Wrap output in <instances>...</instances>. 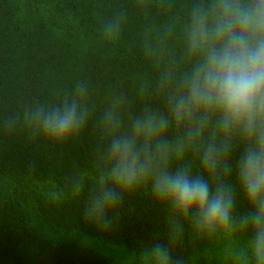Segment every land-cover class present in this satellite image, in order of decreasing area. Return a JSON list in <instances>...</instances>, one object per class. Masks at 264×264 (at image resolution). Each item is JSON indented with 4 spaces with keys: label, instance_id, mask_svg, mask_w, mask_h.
Instances as JSON below:
<instances>
[{
    "label": "trees",
    "instance_id": "16d2710c",
    "mask_svg": "<svg viewBox=\"0 0 264 264\" xmlns=\"http://www.w3.org/2000/svg\"><path fill=\"white\" fill-rule=\"evenodd\" d=\"M200 0H0V264H135L156 243L171 264H237L232 252L249 233L209 235L156 199L146 182L124 193L102 230L85 207L107 165L113 136L107 116L130 131L145 112L168 118L151 141L156 169L189 167L215 186L204 148L215 116L201 131L177 121L170 100L182 90L194 58L185 28ZM76 99L85 113L72 137L54 140L36 125L38 109ZM235 166L245 142L233 137ZM83 189L77 193L78 184ZM251 211L236 190L237 217Z\"/></svg>",
    "mask_w": 264,
    "mask_h": 264
},
{
    "label": "clouds",
    "instance_id": "9594fccd",
    "mask_svg": "<svg viewBox=\"0 0 264 264\" xmlns=\"http://www.w3.org/2000/svg\"><path fill=\"white\" fill-rule=\"evenodd\" d=\"M186 51L194 58L182 90L170 100V110L179 121L196 120L203 131L215 116L216 135L202 152V167L211 176L221 171L234 176L235 185L218 180L213 186L189 167L169 171L156 169L151 141L163 135L167 117L145 112L119 134L120 121L107 116L113 130L107 148V165L97 176L95 192L85 213L102 230L111 227L109 213L121 203L124 193L151 183L154 197L172 211L191 219L197 230L209 234L249 233L233 250L237 264H264V0H200L193 7L185 28ZM39 130L54 140L72 137L83 126L85 113L72 99L51 109H38ZM244 150L231 163L233 137ZM251 211L237 217L236 190ZM83 189L80 182L76 188ZM167 245L156 243L135 257V264H171Z\"/></svg>",
    "mask_w": 264,
    "mask_h": 264
}]
</instances>
